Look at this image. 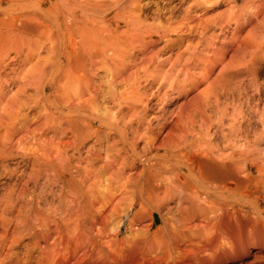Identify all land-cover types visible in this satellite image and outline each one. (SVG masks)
I'll return each mask as SVG.
<instances>
[{
	"label": "bare ground",
	"instance_id": "obj_1",
	"mask_svg": "<svg viewBox=\"0 0 264 264\" xmlns=\"http://www.w3.org/2000/svg\"><path fill=\"white\" fill-rule=\"evenodd\" d=\"M249 181L264 0H0V264H115L165 205L147 264H179L196 229L194 264L249 255L229 204Z\"/></svg>",
	"mask_w": 264,
	"mask_h": 264
},
{
	"label": "rangeland",
	"instance_id": "obj_2",
	"mask_svg": "<svg viewBox=\"0 0 264 264\" xmlns=\"http://www.w3.org/2000/svg\"><path fill=\"white\" fill-rule=\"evenodd\" d=\"M143 2H146V0H143ZM139 167H141V165ZM263 189H264V182L257 184L249 181L245 193L246 199L238 198L229 201V204L233 205L232 208L233 222L236 225V228L241 231L242 236L245 235L246 240H248L247 249L250 252V254L249 255L234 254L229 257H226L225 259H222L218 256L219 249L212 248L206 251V253L205 252L201 253L202 256H205L202 257V259H204L207 264H247L254 260L253 254L259 250L261 242L264 241L263 240L264 239ZM175 203H176L175 200H171L169 202V205L173 204L172 206H176ZM257 203H260L259 205L262 212V215L259 217L257 216V212L255 210V206ZM167 211L168 208L165 205V207H162L161 212H154V220L152 226H150L149 228V231L151 233L152 232L154 233L157 228L163 225L164 217L169 218L171 216L172 213L171 212L166 213ZM245 212H247L246 215H244ZM256 216L258 217L257 220L255 219ZM119 218L120 221L118 222V225L120 226V233L116 235L115 238L118 239L119 246H127V242L125 238L128 236V233L131 231L127 225L128 218L127 216H122ZM150 220H151L150 217L147 216V218H143V220L139 222V225L148 224ZM153 233L152 236H150L149 238L138 241L133 247L122 249L123 250L122 255L119 257V261L116 262L115 264L150 263L148 259L153 254L158 252V250L156 249L157 243H155L154 241L155 236L153 235ZM202 235H203V231L196 229L195 232H189L188 235L185 236L187 238L190 237L191 239L189 240L185 238L183 239L176 238V242L178 243L179 248L175 254L177 255L176 260L178 261L179 264H194L195 262L198 261L195 258V254L198 252L199 249L198 246L201 244L200 241L203 239ZM250 240H253L254 242L252 243L250 242ZM204 246L205 243H203V246L200 248H203ZM192 252H195L194 255Z\"/></svg>",
	"mask_w": 264,
	"mask_h": 264
}]
</instances>
